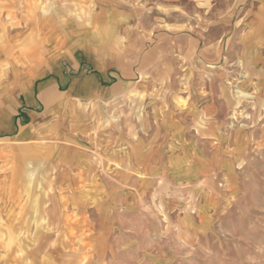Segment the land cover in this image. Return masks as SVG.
<instances>
[{"label": "rangeland", "instance_id": "374dc122", "mask_svg": "<svg viewBox=\"0 0 264 264\" xmlns=\"http://www.w3.org/2000/svg\"><path fill=\"white\" fill-rule=\"evenodd\" d=\"M252 6L144 3V29L170 32L169 49L176 51L171 74L161 76L153 94L191 105L180 119L194 144L173 174L196 179L176 181L161 171L144 182L137 204H113L115 217L107 222L119 228L109 236L115 246H101L97 235L94 246L101 201L87 196L79 213L71 210L43 156L15 155L14 144L0 140V174L9 175L6 193L17 200L18 228L0 233V264H264V43L242 54ZM255 55L259 64L250 62ZM145 99L133 91L103 106L99 125L140 116ZM206 105L209 114L202 112ZM112 191L114 198L118 189Z\"/></svg>", "mask_w": 264, "mask_h": 264}, {"label": "crops", "instance_id": "0c3cea01", "mask_svg": "<svg viewBox=\"0 0 264 264\" xmlns=\"http://www.w3.org/2000/svg\"><path fill=\"white\" fill-rule=\"evenodd\" d=\"M148 1L173 0H0V140L14 144L15 155L34 150L43 156L52 186L65 193L71 210L79 213L87 196L102 202L94 246L95 235L103 238L101 246H115L109 236L119 228L107 222L115 217L112 205L137 204L145 181L161 171L176 181L196 179L173 174L194 144L186 141L180 119L191 105L153 94L174 67L168 65L176 51L169 49L170 32L144 29ZM249 1L253 17L242 34V54L248 55L264 43V0ZM251 60L259 64L261 58ZM133 91L147 94L140 116L100 126V109ZM8 178L0 174L2 234L18 229Z\"/></svg>", "mask_w": 264, "mask_h": 264}]
</instances>
